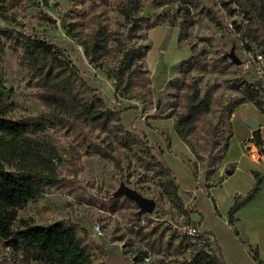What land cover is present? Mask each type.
Masks as SVG:
<instances>
[{"label": "rangeland", "instance_id": "rangeland-1", "mask_svg": "<svg viewBox=\"0 0 264 264\" xmlns=\"http://www.w3.org/2000/svg\"><path fill=\"white\" fill-rule=\"evenodd\" d=\"M116 1L109 0L108 5H104L99 0H8L4 10L0 6V28L32 34L64 49L80 68L84 79L104 97L107 106L121 112L122 126L139 134L152 152L166 161L181 185L186 207L194 209L192 203L197 200L206 223H209L215 219L211 201L215 194L200 181L206 161L196 160L177 134L174 117H166L170 113L185 112L184 96L189 91H183L184 96L179 99L171 97L169 80L180 73L182 61L192 55L193 46L197 50L204 49L209 66L206 71L195 70L193 75L199 76L202 90L207 86L217 87L214 92V110L194 125V133L190 138L193 141L206 138L210 142L206 146L208 151L212 149V141L224 128V108L239 95L238 83L242 80L264 83V77L258 71L260 63L257 57L262 53L254 43L250 44L252 50L245 49L232 25L233 20L242 21V16L228 15L221 6V0H199V3L211 8L223 27L200 14L192 37L187 41H180L181 29L178 25L171 26L168 23V16L175 14L177 1L156 7L153 0H143L141 16L150 22H154L158 16L163 17L155 27L143 31L144 39L136 41L148 47L144 65L152 80L153 95L148 98L144 90L138 88L134 98H117L114 84L107 77V72L116 63V53L112 51L106 57L102 68L94 67L80 41L68 35L62 25L63 21L81 24L77 29L79 38L95 30L99 23L108 24L107 28L111 30L120 28V32L126 34V28L122 27L124 19L114 9ZM1 11L6 13L7 18L2 16ZM233 49L241 59V64L231 60L229 55ZM226 62L232 63L229 65ZM0 67L5 85L17 104L10 117L50 116L38 97V88L25 76L13 41H6ZM247 117L264 122V107L259 109L253 103H244L236 108L231 121L234 136L227 156L229 160L240 157L242 138L250 131ZM115 134L104 132L101 127H94L85 118H80L73 121L72 125L57 122L44 133L32 136L35 143L41 144L40 147L49 148L51 156L49 161L31 158V168L47 172L49 162L55 167L57 181L18 209L17 225L21 220L42 225L56 221L78 225L87 232L94 244L92 264H148L163 258L165 264H177L188 258L190 252L176 253L173 249H166L170 231L160 239L155 237L152 230L158 223L183 228V217L172 207L171 199L161 189L159 177L142 164L139 159L141 153L136 148L130 150L123 147L116 141ZM90 142L116 146L115 153L123 169L118 170L111 160L88 152L87 145ZM200 143L203 144V141ZM201 155L206 156L207 152L201 151ZM192 162L197 164L196 174ZM243 162L245 164H242L241 169L235 175H230L216 190L217 200L227 202L232 200L234 194V200L237 195L244 197L253 187L254 177L249 171V162ZM221 179L216 176L214 182L219 183ZM131 191L151 199L155 204L153 211L141 212L137 203L132 202L127 194ZM98 224L100 232L96 229ZM149 242L163 249V252L156 253V249L147 244ZM146 250L151 252V260H144V263L136 261L135 254ZM0 264L26 263L8 250L0 238Z\"/></svg>", "mask_w": 264, "mask_h": 264}, {"label": "trees", "instance_id": "trees-1", "mask_svg": "<svg viewBox=\"0 0 264 264\" xmlns=\"http://www.w3.org/2000/svg\"><path fill=\"white\" fill-rule=\"evenodd\" d=\"M99 1L104 5L109 3V0ZM173 1H177L178 6L175 14L168 16V23L180 27V41H187L192 37V30L200 14L206 15L217 26L223 27L214 11L201 6L199 0H153V4L158 7ZM7 2L8 0H0L2 10ZM221 6L230 16H242V21H232L234 30L240 35L246 50H252L250 44L254 43L264 57V0H221ZM114 9L124 19L122 27L126 28V34L120 32V28L111 30L107 28L108 24L101 23L95 30L80 38L77 29L81 24L78 22L63 21V28L68 35L80 41L90 64L96 68L103 67L106 57L112 51L116 53V63L107 72V77L114 84L117 98H134L138 88L143 89L145 96L150 98L153 95L152 80L144 65L148 47L139 45L136 41L144 39L143 31L155 27L163 17L158 16L154 22H150L141 16L143 0H117ZM1 14L7 18L5 12L1 11ZM6 41L14 42L25 76L38 88V97L50 114L20 119L10 117L17 104L5 85L0 67V238L6 248L26 264L93 263L94 244L89 240L87 232L78 225L64 221L42 225L26 220H21L17 225L18 209L27 201L36 198L45 187L57 181L55 167L49 162L47 172L31 168V158L49 161L51 156L49 148L40 147L41 144L35 143L32 136L44 133L57 122L63 121L72 125L73 121L85 118L94 127H101L104 132L116 133L115 139L123 147L130 150L136 148L141 153L139 159L142 164L159 177L161 189L171 199L172 207L183 217L185 227L173 228L171 224L164 226L163 223H158L153 226L152 233L156 238L163 239L170 231L166 249H173L176 253L190 252L188 258L177 264H226L217 253L214 242L207 234L199 231V222L193 216L195 210L187 209L176 177L166 161L159 159L139 134L122 126L121 112L107 106L104 97L84 79L80 68L65 50L44 38L0 28V63ZM224 60L226 61L227 57ZM229 63L232 62H226ZM208 66L204 49L197 50L193 46L192 55L182 61L180 73L169 80L172 87L171 97L179 99L184 96L183 91H189L184 96L185 112L170 113L166 116L174 117L177 134L190 148L196 160H209L208 179L204 186L209 185V180L229 150L233 136L231 119L236 108L244 103H253L259 109L264 107V83L245 80L239 82V95L224 108V128L212 141V149L206 151V146L210 143L206 138L193 141L190 137L194 133V125L214 110V92L217 87L207 86L202 90L199 76L193 75L195 70L206 71ZM188 80L190 82H187ZM251 140L259 149L264 147L261 128L253 130ZM200 141H203V144ZM116 148L114 145L105 146L93 142L87 145L88 152L111 160L118 170H122V162L115 153ZM201 151L207 152V155L202 156ZM194 165L196 168L197 164ZM253 174L256 179L253 187L244 197L237 195L229 209L231 225H235L237 211L249 203L261 188L263 176L257 171H253ZM175 240L178 242L174 243ZM147 244L156 249V253L163 252V249L156 248L154 243ZM150 253L148 250L138 251L135 260L144 263L145 257ZM255 259L258 264H264L256 253ZM148 264L165 262L163 258Z\"/></svg>", "mask_w": 264, "mask_h": 264}, {"label": "crops", "instance_id": "crops-1", "mask_svg": "<svg viewBox=\"0 0 264 264\" xmlns=\"http://www.w3.org/2000/svg\"><path fill=\"white\" fill-rule=\"evenodd\" d=\"M249 118L258 121L259 128H261L262 132L264 131V122L254 117H247V119ZM253 130L254 129L250 126L249 133L242 138V151L240 157L238 159L229 160L227 156L232 147L233 131L229 150L220 162L221 167L212 175L209 180V185L204 186L208 187L209 190L215 194L213 195V200H211L215 219L206 223L200 204L197 200L194 203L195 212L193 216L195 220L199 222V231L207 234L214 242L217 253L226 264H258V261L255 259V253L260 260L264 261V180L257 195L235 214V225L229 223L228 215L229 209L234 202L235 194L231 196L232 200H227V202L224 203V200H217L216 197V190L223 182L229 179L230 175H235L237 171L241 169L242 164H245L243 160L249 162L248 168L253 177V171H257L264 179V156L261 155L258 157L252 153L255 149H259L251 140ZM261 152L264 154L263 151ZM192 167L196 174L197 171L193 162ZM231 168H233V173H231ZM228 170L230 174H227ZM174 176L176 177V175ZM216 176L217 178L222 177V181L219 183L214 182ZM176 181L180 187L181 185L177 177ZM181 196L183 198L182 194Z\"/></svg>", "mask_w": 264, "mask_h": 264}, {"label": "water", "instance_id": "water-1", "mask_svg": "<svg viewBox=\"0 0 264 264\" xmlns=\"http://www.w3.org/2000/svg\"><path fill=\"white\" fill-rule=\"evenodd\" d=\"M229 56L235 64H241L242 63L241 59L237 56L234 49L231 51ZM246 122L253 129L259 128V122L254 120V119L249 118L246 120ZM260 150L264 152V147ZM208 171H209V160L207 159L205 164H204L203 171L200 175V181L202 183L207 182ZM227 174H230L229 170L227 171ZM127 194L129 196V198H131L133 201H135L137 203L141 212L145 213V212H152L153 211L155 204L151 199L144 197L142 194H140L139 192H136V191L127 192Z\"/></svg>", "mask_w": 264, "mask_h": 264}, {"label": "built area", "instance_id": "built-area-1", "mask_svg": "<svg viewBox=\"0 0 264 264\" xmlns=\"http://www.w3.org/2000/svg\"><path fill=\"white\" fill-rule=\"evenodd\" d=\"M257 57H258V61H259V63H260V64H259V67H258V71H259L260 75H261L262 77H264V57H263L262 54H258ZM252 153H253V155H257L258 157L261 156V155L264 156V154H263V153L261 152V150H259V149H255ZM192 202H193V201L191 200V203H192ZM191 203H190V204H191ZM192 204H194V203H192ZM193 206H194V205H193ZM187 209H188V208H187ZM96 229H97L98 232H100L101 227H100L99 224L96 226ZM191 231L193 232V231H195V230H191ZM145 260H146V261L151 260V255L148 254V256L145 257Z\"/></svg>", "mask_w": 264, "mask_h": 264}]
</instances>
